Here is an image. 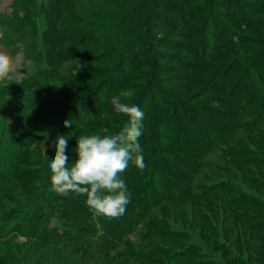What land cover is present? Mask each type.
Instances as JSON below:
<instances>
[{
    "label": "trees",
    "instance_id": "obj_1",
    "mask_svg": "<svg viewBox=\"0 0 264 264\" xmlns=\"http://www.w3.org/2000/svg\"><path fill=\"white\" fill-rule=\"evenodd\" d=\"M13 6L2 21L37 50L36 81L44 86L42 75L72 84L71 91L82 86V98L70 96L69 115L81 135L105 127L119 131L128 117L116 113L110 100L126 91L134 95L123 102L145 114L139 143L147 167L141 171L130 162L121 174L130 202L119 219L95 215L83 196L58 194L73 226L49 224L56 219L46 216L56 215L47 167L53 152H44V143L33 142L28 132L21 136L38 147L34 154L22 142L16 159L8 160L7 170L26 181L25 188L26 174L39 182L38 189L22 193L29 207L24 234L59 246L64 241L67 248L89 237L97 241L85 252L103 255L142 220L172 246L150 239L132 264H218L207 251H223L219 264H264V0H16ZM179 50L188 61L178 59ZM48 111L47 121H61L62 105ZM106 116L111 119H101ZM175 146L180 150L166 149ZM219 151L241 166L232 169L240 179H207L219 169L209 156ZM170 211H184L188 228L208 243L184 245L179 241H192L193 234L163 229ZM103 230L113 235L108 244H99Z\"/></svg>",
    "mask_w": 264,
    "mask_h": 264
},
{
    "label": "rangeland",
    "instance_id": "obj_2",
    "mask_svg": "<svg viewBox=\"0 0 264 264\" xmlns=\"http://www.w3.org/2000/svg\"><path fill=\"white\" fill-rule=\"evenodd\" d=\"M14 1L16 0H0V52L8 55L15 64V70L7 78L0 80V138L3 140L0 141V228L4 229L0 232V264L2 260L6 264H112L113 262L121 264L126 259L127 264H132L141 248L146 245L148 246L150 239H159L165 245L172 246V243L157 236L155 229L151 228L148 221L142 220L136 221L134 231L126 238L124 237L123 241H119L118 239L119 244H116L115 247L112 246V250L109 253L106 252L104 254L103 252V255H99L102 254L100 251L98 253L97 251L85 252L87 244L97 241L89 237L85 239L79 238L80 240L77 245L67 248L64 241L62 243L65 246H59L58 243L51 244L50 241L44 240L41 237L37 238V241L30 240L24 234L27 228H25V224L22 221L27 217L26 211H28L29 207H27L28 200L26 202L22 200L24 197L22 193H28L32 189H38L39 182L34 179L33 175L26 174V180H29V186L25 188L24 183L26 181H20V178L18 179L17 176L10 173L11 171L7 170L8 160L16 159L15 153L22 142V148L29 147L34 154L38 152V147H33V142H42L44 143V152H53V156L55 157L56 149L53 147V144L57 140V137L61 135L67 136L68 138L65 154L69 157V162H71L70 160H74V157H77L75 149L77 146V138L81 135L79 133L81 129L77 126L75 120L74 122L72 121L73 125L69 128L64 127V121L69 119V115L73 109L70 103L73 97L70 96L82 98L85 92L82 91L81 85L76 86V90L71 91L72 84L65 85L61 78L49 79L46 76L40 75L44 86L36 81L38 80V72L36 69L37 62L34 59L37 50L35 48L34 50L32 49L33 46L26 37L12 32L2 21L5 15H12ZM161 38L163 40L165 39L163 36ZM176 41L182 42L180 37H176ZM175 54L178 55L180 61H188L186 60L187 54L185 51L179 50ZM165 66H169V63ZM82 93L84 94L82 95ZM55 105H62V109L64 110L59 112L62 118L58 123H53L51 119H48V121L46 119L47 114H49L48 110H52ZM42 107L44 110H42ZM101 119L109 120L111 118L106 116ZM161 121L162 118L155 120L159 126ZM56 131L59 133L55 134ZM27 132L35 140L29 143L24 142V140L22 142L19 141L20 137L26 136ZM158 132L166 136L168 134L161 128ZM30 137L27 138L30 139ZM244 137H246V134ZM166 149H169L170 152L180 150L176 146ZM227 156V152L221 153L220 151L209 156L210 159L213 158V160L218 162L219 169L215 172L208 173L207 179L211 178L212 175V179H221L223 177L231 180L240 179L239 175L232 174V169H239V167L241 169V166L231 164L230 161L232 160L229 161ZM2 158L5 159L2 161ZM4 161H7V163H4ZM15 162L12 164L15 165ZM42 163H38L36 167L42 165ZM172 164H175L174 161ZM26 167L29 168L28 165ZM161 168L163 169L162 165ZM229 168H231V171L228 170ZM22 169L25 170L26 168L24 167ZM49 184L51 186V180H49ZM15 185L19 187L18 190L21 191L20 193H13L11 191ZM80 198L77 196V199ZM63 199L64 197L61 198L56 194L54 204H52L53 214L56 215L49 217L46 214V216L48 218H56L50 219L49 224H54V221L58 220L61 227H72V220L65 216L67 208L63 206ZM52 210L50 209V213H52ZM164 216L166 223L162 225L163 229L176 232H189L190 235L193 234V237H195L192 241L184 238V240L179 241L181 244L185 245L189 242H198L202 246H205L208 243L206 237L202 238L200 235H195L197 229L192 230L188 228L186 220H189V217L184 214V211L178 212V214H173L170 211L164 214ZM161 217L163 218V213ZM72 233L70 230L69 234ZM44 235L45 233H41V236ZM70 237L74 238L76 235L72 234ZM111 238H113V235L109 231L103 230V236L99 240V244H108ZM76 239L78 242V238ZM174 244H179L178 240ZM207 252L212 258L211 261L219 264V261L222 260L223 251L215 253ZM104 256L109 257L107 262L104 260Z\"/></svg>",
    "mask_w": 264,
    "mask_h": 264
},
{
    "label": "clouds",
    "instance_id": "obj_3",
    "mask_svg": "<svg viewBox=\"0 0 264 264\" xmlns=\"http://www.w3.org/2000/svg\"><path fill=\"white\" fill-rule=\"evenodd\" d=\"M15 70L12 59L0 52V80ZM126 91L112 96L110 104L114 111L128 117V121L117 131L110 133L107 127L100 133L80 135L77 138V159L69 162L65 154L68 138L57 137L53 147L54 159L47 167L51 173V188L62 196L75 194L85 197L89 209L98 216L119 219L125 215L130 202V194L121 174L131 162L143 171L145 163L143 149L139 143L144 132V112L138 105L123 102L133 96ZM73 125L71 119L64 121V127Z\"/></svg>",
    "mask_w": 264,
    "mask_h": 264
}]
</instances>
